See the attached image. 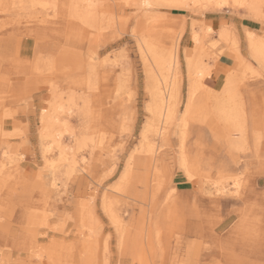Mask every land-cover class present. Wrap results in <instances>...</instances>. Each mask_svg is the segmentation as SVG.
Wrapping results in <instances>:
<instances>
[{"label":"rangeland","instance_id":"1","mask_svg":"<svg viewBox=\"0 0 264 264\" xmlns=\"http://www.w3.org/2000/svg\"><path fill=\"white\" fill-rule=\"evenodd\" d=\"M157 1L0 0V264H264V0Z\"/></svg>","mask_w":264,"mask_h":264},{"label":"bare ground","instance_id":"2","mask_svg":"<svg viewBox=\"0 0 264 264\" xmlns=\"http://www.w3.org/2000/svg\"><path fill=\"white\" fill-rule=\"evenodd\" d=\"M156 2H158L157 0H155ZM161 3H164V4H169V6H175V5H177V4H175V0H159ZM208 1V0H207ZM237 1V0H236ZM240 1V0H239ZM243 1V0H242ZM257 0H250L249 1V3H250V5L251 6H253L254 7V5H255V2H256ZM260 1V0H259ZM258 1V2H259ZM177 3H178V1H176ZM196 2V1H195ZM218 2V1H217ZM220 2V1H219ZM224 2V1H223ZM244 2V1H243ZM245 3V2H244ZM196 4H197V2H196ZM203 4H204V2H203ZM221 4H222V2H221ZM225 4V3H224ZM227 2H226V6H227ZM235 4V3H234ZM199 5V4H198ZM202 5V4H201ZM261 5V4H260ZM218 6V5H217ZM242 6V5H241ZM75 7V6H74ZM247 7H249V6H247ZM73 8V7H72ZM87 8H89V7H87ZM251 9V8H250ZM253 9V8H252ZM90 10V9H89ZM73 11V10H72ZM249 11H251V10H249ZM257 11V10H256ZM88 12V11H87ZM257 13V12H256ZM85 17V16H84ZM226 30V29H225ZM222 31H224V29L222 30ZM221 32V31H220ZM224 32H222V34H223ZM229 33V32H228ZM220 34V33H219ZM230 34V33H229ZM228 34V35H229ZM248 34H250V33H248ZM248 34H247V36H248ZM227 36V34H224V36L223 37H226ZM198 36V35H197ZM196 36V37H197ZM220 36V35H219ZM195 37V36H194ZM221 37V36H220ZM249 37V36H248ZM219 38V37H218ZM222 38V37H221ZM226 39V38H225ZM224 39V40H225ZM228 39H230L229 37H228ZM227 40V39H226ZM248 40H249V38H248ZM235 42V41H234ZM258 42V41H257ZM256 42V43H257ZM249 44L251 45V49L253 50L252 52L254 53V54H256L257 52H259V49L258 48H256V47H254V46H252L253 45V40L251 39V40H249ZM255 45V44H254ZM259 46V45H258ZM172 48V47H171ZM203 49V48H202ZM171 50V49H170ZM201 50V49H200ZM192 51V50H191ZM172 52V51H171ZM194 52V51H193ZM149 53H151L152 55H155L152 51L151 52H149ZM201 53V52H200ZM261 53H262V51H261ZM176 55V54H175ZM259 55H261V54H259ZM263 56V55H262ZM261 56V57H262ZM260 57V58H261ZM154 59H155V62H156V58L157 57H153ZM166 59V58H165ZM193 60V59H192ZM196 60V59H195ZM197 60H198V58H197ZM199 60H201L200 58H199ZM193 62H194V60H193ZM203 63V62H202ZM244 63V62H243ZM242 63V64H243ZM200 65V64H199ZM199 65L198 64H196L195 62L194 63H189L188 64V74H189V77H191V76H193V75H195V78H197V79H195L194 81L195 82H193V79H190L189 81L191 82V87H192V85L194 86L195 84H196V82H197V80L200 78H205L204 76H206V75H208V73L206 72V71H204V70H206V69H202V68H200L199 67ZM241 66V65H240ZM237 67V66H236ZM208 68V67H207ZM209 70V69H208ZM211 70H209V72H210ZM206 72V73H205ZM240 72V71H239ZM244 72V71H243ZM162 76V75H161ZM244 76V75H243ZM169 79V78H168ZM199 79V80H200ZM230 80V79H229ZM202 81H203V79H202ZM228 81V80H227ZM167 82V81H166ZM173 83V82H172ZM193 83V84H192ZM231 84H233V83H231ZM173 85V84H172ZM165 86V85H164ZM167 86V85H166ZM200 86V85H199ZM158 87V86H157ZM201 87V86H200ZM171 88V87H170ZM235 88V87H234ZM172 90V89H171ZM170 91V90H169ZM176 91V90H175ZM191 93V92H190ZM157 94V93H156ZM191 95V94H190ZM211 95V94H210ZM159 97V99H160V105H162V108H166V115H167V117L168 116H170V114H171V112H172V110H171V108L169 107V104H167V103H169L170 102V99H171V94L170 95H168V96H165V98H162V96H158ZM192 99V98H191ZM165 101V102H164ZM171 101H172V99H171ZM219 102V101H218ZM233 102V101H232ZM228 103H230V102H228ZM227 103V104H228ZM168 106H167V105ZM172 106V105H171ZM227 107V106H226ZM55 110V109H54ZM225 110V109H224ZM225 112V111H224ZM173 115V114H172ZM186 115L184 114V118H186L185 117ZM168 119V118H167ZM170 119H171V117H170ZM170 121V120H169ZM226 121V120H225ZM165 122V121H164ZM184 122V121H183ZM233 122V121H232ZM182 123V122H181ZM58 125V124H57ZM45 130V129H44ZM230 132H231V130H230ZM239 132V131H238ZM243 133L242 132H240V135H242ZM238 142V141H237ZM60 143H57V145H59ZM57 148H58V146H57ZM183 156V155H182ZM184 159V158H183ZM63 161V160H62ZM75 161V160H74ZM64 162V161H63ZM184 163V162H183ZM182 164V163H181ZM184 166V165H183ZM186 166V165H185ZM184 166V167H185ZM16 167V166H15ZM186 169V168H185ZM184 169V170H185ZM197 170V169H196ZM232 180V179H231ZM219 184V183H218ZM205 185V184H204ZM219 186V185H218ZM239 189V188H238ZM207 195H209V194H207ZM212 195V194H211ZM217 196V195H216ZM116 220H118V219H116ZM201 242V241H200Z\"/></svg>","mask_w":264,"mask_h":264},{"label":"crops","instance_id":"3","mask_svg":"<svg viewBox=\"0 0 264 264\" xmlns=\"http://www.w3.org/2000/svg\"><path fill=\"white\" fill-rule=\"evenodd\" d=\"M250 28V27H249Z\"/></svg>","mask_w":264,"mask_h":264}]
</instances>
